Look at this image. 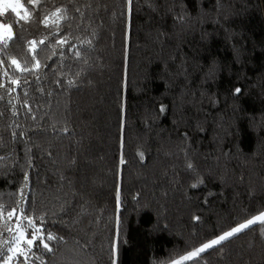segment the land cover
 Returning a JSON list of instances; mask_svg holds the SVG:
<instances>
[{
	"label": "trees",
	"instance_id": "16d2710c",
	"mask_svg": "<svg viewBox=\"0 0 264 264\" xmlns=\"http://www.w3.org/2000/svg\"><path fill=\"white\" fill-rule=\"evenodd\" d=\"M21 2L0 264H167L264 212V0ZM183 264H264L261 225Z\"/></svg>",
	"mask_w": 264,
	"mask_h": 264
},
{
	"label": "snow or ice",
	"instance_id": "6c2138e0",
	"mask_svg": "<svg viewBox=\"0 0 264 264\" xmlns=\"http://www.w3.org/2000/svg\"><path fill=\"white\" fill-rule=\"evenodd\" d=\"M27 2L35 5L39 3V0H27ZM21 11L24 12V15H21ZM10 13H15L17 16H19L21 20H25L29 17L28 9L25 7V4L21 2V0H0V18L7 17V19L10 20L12 18ZM12 30H13L12 24L7 23L3 19H0V41L11 39ZM12 63L17 65V67H19L18 62L16 60H13ZM236 91L239 92L240 89H236ZM189 167H191V165H189ZM193 187H195V185H193ZM14 214H15V210L8 212L9 217H12ZM257 222L264 224V212L260 213L257 216L252 217L251 219L247 220L245 223L233 227L232 229L224 232L215 239L210 240L207 243H204L201 247L195 249L192 252L187 253L184 256H181L179 259L171 261V264H183V261L190 260L193 257L199 256L200 253L204 252L205 250L211 249L215 245H219L222 241L229 239L233 235L241 232L244 229H247L250 225H254ZM31 223H32L31 220H29L30 225ZM36 231L38 232L39 229H36ZM21 237H23V233H21ZM48 239L51 240L54 239V237L49 235ZM27 243L31 245L33 243V240L29 239ZM43 246L44 248L48 249V245L46 243ZM15 251H20V249L17 248L15 249ZM9 259L11 258L9 257Z\"/></svg>",
	"mask_w": 264,
	"mask_h": 264
},
{
	"label": "rangeland",
	"instance_id": "374dc122",
	"mask_svg": "<svg viewBox=\"0 0 264 264\" xmlns=\"http://www.w3.org/2000/svg\"><path fill=\"white\" fill-rule=\"evenodd\" d=\"M21 13H22V11H21ZM246 222V221H245ZM245 222H243V223H245ZM257 223H259V222H257ZM242 224V223H241ZM260 225H261V228H262V231H263V234H264V224H261V223H259ZM238 226V225H237ZM21 233H23V237H21ZM37 233H35L30 239H32L33 240V238L35 237V235H36ZM17 235H18V240L19 241H17V243L18 242H23L22 240H24V238H25V236H24V232L23 231H19L18 233H17ZM218 237V236H217ZM216 238V237H215ZM215 238H213V239H215ZM213 239H211V240H213ZM29 240V238H27V241ZM210 241V240H209ZM209 241H207V242H209ZM207 242H205V243H207ZM203 245V244H202ZM201 245V246H202ZM201 246H199V247H201ZM199 247H197V248H199ZM196 248V249H197ZM195 250V249H194ZM194 250H192V251H194ZM192 251H190V252H192ZM189 253V252H188ZM187 254V253H186ZM186 254H184V255H186ZM184 255H182V256H184ZM181 257V256H180ZM180 257H178V258H176V259H179ZM194 258V257H193ZM176 259H174V260H176ZM186 261H188V260H186ZM186 261H183V262H186ZM167 264H171V262L170 263H167Z\"/></svg>",
	"mask_w": 264,
	"mask_h": 264
}]
</instances>
